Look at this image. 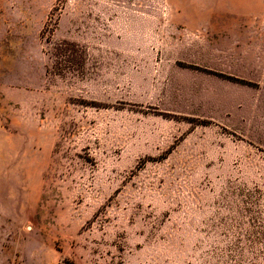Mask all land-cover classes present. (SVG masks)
I'll use <instances>...</instances> for the list:
<instances>
[{"label": "rangeland", "instance_id": "374dc122", "mask_svg": "<svg viewBox=\"0 0 264 264\" xmlns=\"http://www.w3.org/2000/svg\"><path fill=\"white\" fill-rule=\"evenodd\" d=\"M0 264H264V0H0Z\"/></svg>", "mask_w": 264, "mask_h": 264}]
</instances>
